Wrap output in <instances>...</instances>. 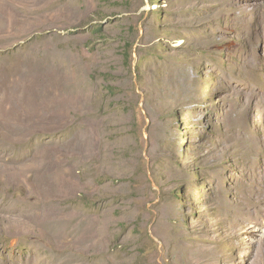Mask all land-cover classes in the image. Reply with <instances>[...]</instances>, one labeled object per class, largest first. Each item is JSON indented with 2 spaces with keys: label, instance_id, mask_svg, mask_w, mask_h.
Listing matches in <instances>:
<instances>
[{
  "label": "rangeland",
  "instance_id": "obj_1",
  "mask_svg": "<svg viewBox=\"0 0 264 264\" xmlns=\"http://www.w3.org/2000/svg\"><path fill=\"white\" fill-rule=\"evenodd\" d=\"M0 264H264V0H0Z\"/></svg>",
  "mask_w": 264,
  "mask_h": 264
}]
</instances>
